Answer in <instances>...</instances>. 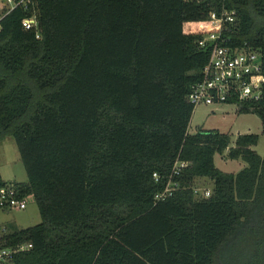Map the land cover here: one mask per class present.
Segmentation results:
<instances>
[{
	"label": "trees",
	"instance_id": "obj_1",
	"mask_svg": "<svg viewBox=\"0 0 264 264\" xmlns=\"http://www.w3.org/2000/svg\"><path fill=\"white\" fill-rule=\"evenodd\" d=\"M221 5L235 11L228 45L256 50L264 76V0H29L1 18L0 140L13 139L25 181L0 185L31 196L40 218L4 227L7 243L31 244L11 264H264L257 136L229 146L225 133L186 132L208 53L197 40ZM30 16L37 37L21 26ZM238 110L264 134V83ZM224 151L245 165L221 171ZM177 159L176 188L154 200Z\"/></svg>",
	"mask_w": 264,
	"mask_h": 264
},
{
	"label": "built area",
	"instance_id": "obj_2",
	"mask_svg": "<svg viewBox=\"0 0 264 264\" xmlns=\"http://www.w3.org/2000/svg\"><path fill=\"white\" fill-rule=\"evenodd\" d=\"M9 5L0 6V20L11 9L19 5H25L29 0H5ZM199 1V0H194ZM235 20L234 9L223 5L217 11L211 10L202 25L204 30L197 40L199 47H208L206 61L201 71L200 79L191 86L186 99L193 106L198 104L211 105L227 103L238 108L244 102L256 101L261 96L264 76L260 72V55L256 50L248 47H233L228 45L229 39L223 36L225 31L233 25ZM21 26L26 30H34L37 33V21L34 16L24 17ZM186 165L185 161L174 160L167 176L163 189L154 194V200H161L170 195L175 184L171 183V176L177 175ZM156 180L155 173L152 174ZM196 197H206L207 190L198 194L193 189ZM15 207H25L24 198L16 196L14 188L9 185H0V210ZM6 228L0 227V264H11L16 253L30 249L29 242L7 243L4 236Z\"/></svg>",
	"mask_w": 264,
	"mask_h": 264
},
{
	"label": "rangeland",
	"instance_id": "obj_3",
	"mask_svg": "<svg viewBox=\"0 0 264 264\" xmlns=\"http://www.w3.org/2000/svg\"><path fill=\"white\" fill-rule=\"evenodd\" d=\"M9 3L0 0V6L7 7ZM197 26V24H187L184 28L188 30ZM197 129L217 131L227 134L229 146L239 134L251 133L257 136L255 145L252 149L260 156L264 155V134L260 131V120L252 112H240L238 107L233 104L220 103L203 105L198 104L193 107L190 119L188 121L186 132L192 134ZM213 164L224 172L235 173L239 171L245 163L240 159H229L225 157V151L221 154L213 155ZM0 177L3 180H14L17 182L25 181V173L19 160L18 153L13 139L5 136L0 140ZM195 188L198 194L202 190L209 193L210 182L205 178L194 180ZM25 207L17 209L12 207L6 210H0V227L12 226L25 228L40 221L37 208L31 196H26ZM8 231L6 229L7 235Z\"/></svg>",
	"mask_w": 264,
	"mask_h": 264
},
{
	"label": "crops",
	"instance_id": "obj_4",
	"mask_svg": "<svg viewBox=\"0 0 264 264\" xmlns=\"http://www.w3.org/2000/svg\"><path fill=\"white\" fill-rule=\"evenodd\" d=\"M1 179H2V178H1ZM2 180H3V179H2ZM4 181H6V182H10V181H14V180L11 179V180H4ZM0 224H1V223H0ZM1 225H2V224H1Z\"/></svg>",
	"mask_w": 264,
	"mask_h": 264
}]
</instances>
